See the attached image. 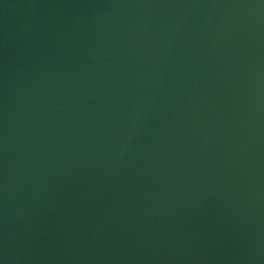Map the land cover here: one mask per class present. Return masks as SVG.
I'll return each instance as SVG.
<instances>
[{
  "label": "water",
  "instance_id": "1",
  "mask_svg": "<svg viewBox=\"0 0 264 264\" xmlns=\"http://www.w3.org/2000/svg\"><path fill=\"white\" fill-rule=\"evenodd\" d=\"M0 264H264V0H0Z\"/></svg>",
  "mask_w": 264,
  "mask_h": 264
}]
</instances>
